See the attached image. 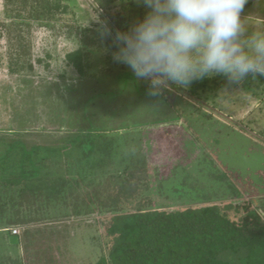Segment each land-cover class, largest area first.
Segmentation results:
<instances>
[{
	"label": "rangeland",
	"instance_id": "rangeland-1",
	"mask_svg": "<svg viewBox=\"0 0 264 264\" xmlns=\"http://www.w3.org/2000/svg\"><path fill=\"white\" fill-rule=\"evenodd\" d=\"M56 8L61 12L57 13ZM144 14L145 9L134 0H0V152L5 151L14 139L25 140L30 145L57 146V137L78 126L80 116L86 111L95 112L99 125L101 121L109 123L114 130L133 120L136 122L138 112L146 111L145 106H161L156 101L144 102L145 99L140 98L142 95H137L132 81L128 82L126 91L117 96L125 85L124 76L133 73L126 65L113 60V53L118 49L107 42L109 36L102 35L105 27L113 36L116 31H126L142 20ZM247 17L251 29L264 30V0H248L241 13L242 19ZM92 32L106 38L86 48L83 37ZM217 77L219 85L201 97L174 86L173 91L165 93L173 110L180 115L185 106L195 105L234 129L229 134L226 130L219 135V145L213 141L219 127L211 133H196L216 156H220L222 164L226 163L235 172L243 192L242 197L234 199L235 202L241 199L252 202V208L259 209L264 220L261 206L264 203V148L258 149L246 140L248 137L264 146V93L261 97L253 93L256 90L254 85L260 89H264V85L255 79L254 90H247L246 80L232 84L225 77ZM137 81L143 91L148 90V82ZM95 90L102 92L109 101L101 100L102 96L88 104L87 98ZM146 97L158 100L148 94ZM150 115L146 114L147 120L151 119ZM185 123L180 120L152 132L130 135V140L135 138L136 154L143 151L148 161L145 187L136 196L138 203L156 201L158 205L176 208L181 201L174 188L177 180L187 174L201 178L202 181L198 179L200 187L211 183L205 178L211 164L209 167L201 165V149L190 142L192 138ZM138 143L142 145L141 152ZM129 149L125 148L126 151ZM177 165L180 167H175ZM175 176L176 179L170 180ZM162 185L163 194L156 195ZM228 197L230 200L224 204L232 201V197ZM123 207L128 209L129 204ZM227 211L231 218L241 217L235 210ZM64 212L65 208L56 207L49 218L62 217ZM99 217L87 220L94 223L101 219ZM101 223L80 227V221L56 224L45 220L37 223L26 235L28 241L23 242L21 249L11 246L8 239L0 235V254L8 258L24 254L29 261L32 259L33 264H95L104 254ZM11 230L13 234L22 235L19 227ZM60 232L65 234L63 238H60ZM70 235L66 243L68 254L62 255V244ZM28 246L30 253L27 254L25 248ZM59 246L62 248L58 249Z\"/></svg>",
	"mask_w": 264,
	"mask_h": 264
},
{
	"label": "trees",
	"instance_id": "trees-1",
	"mask_svg": "<svg viewBox=\"0 0 264 264\" xmlns=\"http://www.w3.org/2000/svg\"><path fill=\"white\" fill-rule=\"evenodd\" d=\"M55 11L61 12L57 8ZM106 12L110 14L107 9ZM110 17L116 21L115 17ZM118 26L120 28V24ZM103 38L106 37H98L92 32L83 37L82 43L88 48ZM109 38L107 42L116 47ZM216 78L195 81L187 91L201 97L219 85ZM124 79V87L116 93L118 97L132 81L137 95H142L140 98L145 99L144 102L156 101L161 106H145L143 109L146 111L138 112L140 115L136 122L133 120L114 130L109 123L101 121L99 125L95 112L86 111L80 116L78 126L57 137V146L30 145L25 140L14 139L5 151L0 152V235H4L11 246L21 249L23 242L28 241L26 235L42 221L56 224L80 221V227L94 226L101 221L104 254L95 264H264L262 213L252 208V202L242 199L235 202V198L243 196L235 172L226 163L222 164L220 156H216L202 136L196 133H211L219 127L217 138H213L219 145V135L226 130L229 134L234 129L195 105L185 106L184 113L180 115L173 110L166 93L157 97L158 100H151L133 74L128 73ZM256 79L264 85V77ZM253 81L247 78L245 89L254 90L256 87L253 93L261 97L264 89L254 85ZM260 90L262 94H259ZM92 94L87 98L88 104L102 96L101 100L109 101L99 90ZM147 113L151 114L149 120L146 119ZM180 120L186 122L192 138L190 142L201 149V165L209 167L211 164L205 174L207 182L211 183L200 187L201 178L187 174L177 180L174 188L181 201L176 208L158 205L156 201L138 203L136 196L145 187L148 161L140 144L143 135L138 143L140 154H136L135 138L130 140V135L152 132ZM246 140L258 149L264 148L248 137ZM128 147L130 149L126 151ZM172 178L176 179V176L170 180ZM163 189L162 185L156 195L161 196ZM228 196L232 201L224 204L230 200ZM124 204H129V208L125 209ZM261 206L264 209L263 202ZM56 207L65 208L64 215L49 218ZM231 209L241 217L231 218L227 211ZM96 216L101 219L94 223L87 220ZM12 227H19L22 235L13 234ZM60 233V238H63L65 234ZM71 236L64 240V248L58 247L63 249L62 255L68 254L66 243ZM29 248H25L27 254L30 253ZM29 257L31 259V254ZM0 264L33 263L24 254L15 258L0 254Z\"/></svg>",
	"mask_w": 264,
	"mask_h": 264
},
{
	"label": "clouds",
	"instance_id": "clouds-1",
	"mask_svg": "<svg viewBox=\"0 0 264 264\" xmlns=\"http://www.w3.org/2000/svg\"><path fill=\"white\" fill-rule=\"evenodd\" d=\"M145 9L126 31L104 28L118 49L113 60L148 82L160 97L216 76L240 84L264 77V30L241 13L248 0H134ZM98 19V17H97Z\"/></svg>",
	"mask_w": 264,
	"mask_h": 264
}]
</instances>
